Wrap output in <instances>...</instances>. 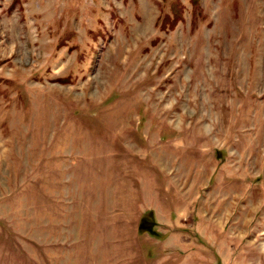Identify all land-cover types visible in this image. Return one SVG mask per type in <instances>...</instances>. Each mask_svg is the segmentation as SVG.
Masks as SVG:
<instances>
[{
	"label": "rangeland",
	"instance_id": "obj_1",
	"mask_svg": "<svg viewBox=\"0 0 264 264\" xmlns=\"http://www.w3.org/2000/svg\"><path fill=\"white\" fill-rule=\"evenodd\" d=\"M0 264H264V0H0Z\"/></svg>",
	"mask_w": 264,
	"mask_h": 264
},
{
	"label": "crops",
	"instance_id": "obj_2",
	"mask_svg": "<svg viewBox=\"0 0 264 264\" xmlns=\"http://www.w3.org/2000/svg\"><path fill=\"white\" fill-rule=\"evenodd\" d=\"M165 234H166V235H168V234L170 235L171 233L168 231V232H166ZM171 235L173 236L174 234H171ZM165 241H166V239H165Z\"/></svg>",
	"mask_w": 264,
	"mask_h": 264
}]
</instances>
